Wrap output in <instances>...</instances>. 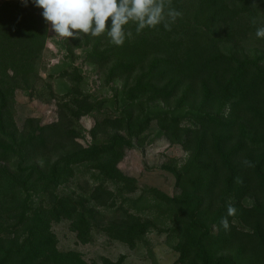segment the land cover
Here are the masks:
<instances>
[{
	"label": "trees",
	"instance_id": "1",
	"mask_svg": "<svg viewBox=\"0 0 264 264\" xmlns=\"http://www.w3.org/2000/svg\"><path fill=\"white\" fill-rule=\"evenodd\" d=\"M171 6L182 16L170 31L137 35L130 24L123 46L106 35L58 40L61 62L44 76L43 10L0 0V264H91L59 247L53 224L65 220L83 244L103 233L136 249L156 232L174 264H264V0ZM18 91L54 101L56 119L20 122ZM160 138L186 152L161 166L178 193L120 167L129 149Z\"/></svg>",
	"mask_w": 264,
	"mask_h": 264
},
{
	"label": "rangeland",
	"instance_id": "2",
	"mask_svg": "<svg viewBox=\"0 0 264 264\" xmlns=\"http://www.w3.org/2000/svg\"><path fill=\"white\" fill-rule=\"evenodd\" d=\"M55 35L49 26V39L44 55L42 72L44 76L47 72L60 64L62 53L57 45V41L62 39ZM84 69L90 75V88L101 93L99 88V73L92 70L91 66L84 64ZM16 115L20 122L29 115L42 116L44 121L49 122L56 119V105L54 101L29 97L24 91H18L16 96ZM82 123L89 129L94 124L92 117H83ZM90 137L82 141L88 143ZM186 152L179 145L170 144L165 138L148 144L145 147H135L129 149L124 159L120 162V167L128 174L135 175L141 186L156 185L169 193H178L175 187L174 177L162 169V164L173 163L175 159L183 160ZM53 229L59 239V247L62 249H78L85 258L91 263H101L102 257L107 256L117 259L121 254H126V264H174L178 253L173 250L165 241V235H158L154 232L150 235L149 244H143L136 249H131L123 242L110 239L103 233L96 234L94 241L83 244L77 239L76 233L70 229L69 221L54 223Z\"/></svg>",
	"mask_w": 264,
	"mask_h": 264
},
{
	"label": "clouds",
	"instance_id": "3",
	"mask_svg": "<svg viewBox=\"0 0 264 264\" xmlns=\"http://www.w3.org/2000/svg\"><path fill=\"white\" fill-rule=\"evenodd\" d=\"M46 24L55 35L63 38H81L85 35H106L112 45L123 46L126 38H133L128 25H135L139 35L145 28L163 25L170 31L171 25L182 13L174 9L172 0H34ZM255 23V20H253ZM256 36L264 39V26L257 28ZM239 182V181H238ZM236 209L227 208V215L220 220L227 231L228 217Z\"/></svg>",
	"mask_w": 264,
	"mask_h": 264
}]
</instances>
